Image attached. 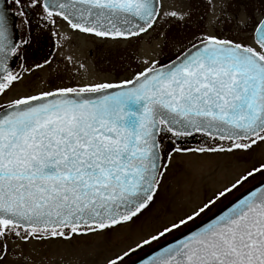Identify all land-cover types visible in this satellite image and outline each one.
<instances>
[{
    "label": "snow or ice",
    "instance_id": "obj_1",
    "mask_svg": "<svg viewBox=\"0 0 264 264\" xmlns=\"http://www.w3.org/2000/svg\"><path fill=\"white\" fill-rule=\"evenodd\" d=\"M207 2L180 41L166 25L191 21L192 0L186 10L164 0H0V264H51L49 250L78 237L103 242L101 264H264V159L252 155L264 146V0ZM58 19L101 39L156 43L129 77L85 75L10 96L55 53L74 62ZM45 31L51 50L25 63ZM197 135L212 143L184 146ZM186 153L249 166L178 205L165 179ZM124 230L134 238L114 246Z\"/></svg>",
    "mask_w": 264,
    "mask_h": 264
},
{
    "label": "rangeland",
    "instance_id": "obj_2",
    "mask_svg": "<svg viewBox=\"0 0 264 264\" xmlns=\"http://www.w3.org/2000/svg\"><path fill=\"white\" fill-rule=\"evenodd\" d=\"M194 1V17L197 20V17L204 13L208 2L207 0ZM212 2L215 3L217 0H212ZM209 12L210 8L206 13ZM205 23L207 26V20H205ZM58 27L61 29L59 25ZM61 30L63 34H69L67 30ZM179 40H182V37ZM71 41L72 39L67 37L65 42ZM87 41L89 44L91 43L87 49H84L87 54H82V57L77 55L80 56L79 58H81V61L87 65V74L83 71L82 76H80L77 69L74 71L72 70V72H66L68 76H64L65 78H61V81L58 82H75L79 80V78L83 79L85 75L97 79H119L129 77L132 69L136 67V58H144L154 48L156 43L155 40L150 41L146 36H142L138 41H118L115 42V44L102 40H99L97 44H94L91 39H87ZM45 42L48 45L46 50ZM43 43L44 45L42 44L41 47L37 49L36 44L32 42L29 51L33 53L26 56L27 59L25 63L31 64L34 61L39 62L44 58L45 54L51 50L53 38L49 31L46 32ZM68 55L72 56L71 54ZM75 62L76 61L72 64H68L66 61L65 66L69 68V65H76L77 63ZM90 68L91 72H89ZM53 70L54 66L51 68L45 67L44 69L37 70L32 76L26 74L24 82L17 84L13 92L9 95H19L26 91L36 92L41 89L46 90L50 88L53 84H50L47 80L50 76L51 78L56 77ZM55 82L57 81L55 80ZM211 143V140H201L192 144L195 146H202ZM184 145H187V143L184 142ZM252 155L255 160L264 159V146L255 149ZM247 166H249V161H237L233 157L223 154L188 153L176 155L165 179L167 199L169 201H176L178 205L180 203L197 202L206 191L221 186L231 179L239 169ZM139 223L140 221L137 222V224ZM149 227V225H145L146 230ZM131 238L134 237H132L127 230L117 233L114 236V246H123V244L128 242ZM77 241H79V243L73 241L70 244L53 246L49 250V256L53 258L51 264H101L103 255L107 254V250L102 241L87 237H78ZM142 253L143 252L138 253V255Z\"/></svg>",
    "mask_w": 264,
    "mask_h": 264
},
{
    "label": "flooded vegetation",
    "instance_id": "obj_3",
    "mask_svg": "<svg viewBox=\"0 0 264 264\" xmlns=\"http://www.w3.org/2000/svg\"><path fill=\"white\" fill-rule=\"evenodd\" d=\"M164 3H165V6H171V7H174L176 9H178V10L180 8H183V9L186 10L188 8V6H189V0H164ZM192 3L194 5V7H195V1L194 0H192ZM209 8H210V6L207 3V6H206V8L204 10V13H206L209 10ZM195 21H197V20L194 17V13H193L192 20L187 22L186 24L184 22H178L176 20H170V21H168V24L166 25V27L170 28V32H169L170 35H175L178 40L182 37V40H180V41H183L185 36H190L191 33L196 30L192 26V25L195 24ZM57 24L61 27V29L67 30L69 34L64 33V35L66 37L72 39L71 42H64V55L66 56L68 54H71L72 57L74 58V61H81V58H79V57L80 56L82 57V54L84 55V53L87 54V52L84 49H87L89 47V45L91 44V43L89 44L87 39H91V41H93L94 44H97L99 40L106 41V42H109L111 44H113V43L115 44V42H118V41H112V40H108V39H101V38H97V37H94V36H91V35L74 32L67 26V24L64 21L59 20V19L57 20ZM206 27H207L206 23L204 25H200V29L202 28L201 30H206ZM61 29L58 27V30L60 32H63ZM46 32L47 31L33 36V41L32 42H34L36 44V48L37 49H39L42 44L44 45L43 42L45 40ZM124 41L125 40H119V42H124ZM47 47H48V45L45 42V50L47 49ZM37 51H39V50H37ZM32 53L33 52L28 50L25 55L29 56ZM77 55H80V56H77ZM54 57H55V62H54V64L52 66H54V70L53 71L55 72L56 77L51 78V76H50L49 79L47 80V82L51 81V84H53L52 86H54L55 84H61L58 81H61V78H65V77L68 76L66 74V72H72V70L74 71V70L77 69L79 74H80V76H82L83 70H79L78 63L76 65H69V68H67L65 66L66 60L63 57L60 56L59 52L55 53ZM18 63H19V61H15L14 67H16ZM62 67L64 68V72H63V68ZM89 72H91V68H90ZM87 78L91 79V77H89V76H87ZM55 80L57 82H55ZM79 80H82V78H79ZM201 140L202 141H209L208 138H202L199 135H197L195 138H189L187 141H185L187 143V145H184V146L188 147V148H198L200 146H195L192 143H195V142L201 141ZM186 154H188V153H186Z\"/></svg>",
    "mask_w": 264,
    "mask_h": 264
},
{
    "label": "water",
    "instance_id": "obj_4",
    "mask_svg": "<svg viewBox=\"0 0 264 264\" xmlns=\"http://www.w3.org/2000/svg\"><path fill=\"white\" fill-rule=\"evenodd\" d=\"M13 67H14V62H13V65H12ZM145 255V253L144 254H142L141 256H144Z\"/></svg>",
    "mask_w": 264,
    "mask_h": 264
}]
</instances>
